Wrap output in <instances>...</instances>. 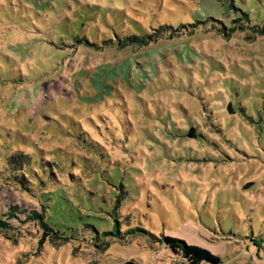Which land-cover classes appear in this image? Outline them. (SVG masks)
I'll list each match as a JSON object with an SVG mask.
<instances>
[{"label": "rangeland", "instance_id": "374dc122", "mask_svg": "<svg viewBox=\"0 0 264 264\" xmlns=\"http://www.w3.org/2000/svg\"><path fill=\"white\" fill-rule=\"evenodd\" d=\"M237 1L231 32L227 0H0V189L60 234L13 220L0 264H188L166 236L264 264V0Z\"/></svg>", "mask_w": 264, "mask_h": 264}, {"label": "trees", "instance_id": "16d2710c", "mask_svg": "<svg viewBox=\"0 0 264 264\" xmlns=\"http://www.w3.org/2000/svg\"><path fill=\"white\" fill-rule=\"evenodd\" d=\"M218 1H220L219 3L220 7H225L227 5L225 3L226 0H218ZM227 1L229 3L228 5L232 9L239 11L240 15H243L242 18L238 17L232 19L231 23H233L234 25L229 28L231 32L236 30V28L238 27V25H236L238 21L241 22L243 28L245 27L246 23H249L250 25L252 19L250 17L249 12H247L245 8L241 7V2H238L237 0H227ZM207 19L211 20L212 15H209ZM253 27L257 28L255 29L256 32L261 34L264 33V26L260 27V25L257 24V25H253ZM170 28L172 29V27H170L169 25L161 24L159 26V29H156V32H154L153 34L144 35V36L133 35L131 37H128V39L122 43V46L128 45L129 43H133V42H139L140 45L143 44L145 46V45H149L152 41L157 42L161 38L174 40L178 38L179 32H181V30L185 28V25L180 24L179 26L174 27L173 30L175 32H171ZM192 133H194V129ZM6 161L8 165H10V167L14 168L15 166V169L20 170L24 162L28 166L29 156L26 155V157H24L23 155L14 154L11 155L9 159H7ZM24 173L30 174V171L24 170ZM20 174H21L20 177L18 175L20 182L24 183V181L26 180H24V176L22 175V173ZM24 188L27 189L28 192L31 191V193H33V190L27 187L26 185H24ZM14 191L15 190L11 189L9 186H5L3 189H0V202L1 205L3 206V212L5 216L4 219L0 218L1 231L5 230V228H11L12 226H15L13 220H17L20 221L21 223L37 222L39 226L43 228L45 234H48L51 238L60 235L59 232L55 231V229L51 226V224L47 220L48 212L45 205H43L39 201L37 206L31 204L27 208L26 200L24 199L26 198L25 193L22 192L24 198L20 200L13 197ZM4 194H8L10 196V200L8 203H6L7 199ZM34 198H38V195L35 194ZM164 245L169 249H171L175 254L182 255L183 258H185V260L188 262V264H222L221 258L213 255L209 250L201 247L189 245L186 241L179 240L177 238H172L169 236L164 237ZM127 264H130V262Z\"/></svg>", "mask_w": 264, "mask_h": 264}]
</instances>
